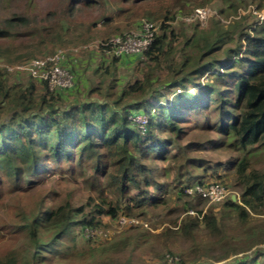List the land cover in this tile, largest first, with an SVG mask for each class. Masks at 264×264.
<instances>
[{"label":"trees","instance_id":"obj_1","mask_svg":"<svg viewBox=\"0 0 264 264\" xmlns=\"http://www.w3.org/2000/svg\"><path fill=\"white\" fill-rule=\"evenodd\" d=\"M184 1L177 0L179 8L173 13L164 0H64L58 12L33 20L32 26L24 15L0 24V39L27 35L41 43L54 39L71 43L67 37L72 33L106 40L122 34L118 26L108 31L106 27L137 16L154 25L160 21L162 32L137 54L142 78L121 87L114 78L105 86L90 79L93 86L88 89L74 75L73 88L51 92L45 82L0 68V193L7 189L11 198L36 192L31 208H16L20 223L15 226L28 236L31 262L43 253H65V240L74 242L77 235L82 243H90L104 231L106 219L120 224L121 219L136 218L143 207L164 205L161 193L167 187L178 186L183 193L195 183L223 185L201 178L207 173L219 178L227 167L240 204L230 196L226 202L237 219L244 222L247 209L264 215V169L256 168L249 156L264 150V17L248 23V17L237 15L238 0H218L210 28L201 30L190 23L191 35L174 48L175 33L166 22L183 14ZM192 1L185 16L211 0ZM263 5L264 0L254 11L260 12ZM218 15L228 23L216 19ZM163 65L167 72L160 78ZM207 72L211 82L206 87L201 78ZM20 75L26 76V83L18 81ZM80 87L88 89L82 99ZM191 87L197 92L188 94ZM168 90H173L172 100L159 101ZM139 115L145 119L143 125L134 119ZM211 151L223 155V160L206 157ZM226 217L223 213L217 219L212 207L198 210L159 237L168 250H177L173 245L181 235L194 239L204 225L217 241L231 240L234 235L224 231ZM262 236L263 229L257 233ZM169 257L182 264L170 251L165 264Z\"/></svg>","mask_w":264,"mask_h":264},{"label":"rangeland","instance_id":"obj_2","mask_svg":"<svg viewBox=\"0 0 264 264\" xmlns=\"http://www.w3.org/2000/svg\"><path fill=\"white\" fill-rule=\"evenodd\" d=\"M238 1L240 3V8L238 9L237 15L248 17V23H252L264 17V5L260 12L254 11L255 6L262 0ZM63 2L64 0H0V24L6 18L12 17L13 15H24L30 19V24L32 26L34 21L38 19L44 20L48 12H58L63 7ZM164 3L173 7L171 9L173 13L179 8L177 0H164ZM192 3V0H185L184 3H181L186 6L183 14L175 15L173 20L166 22L169 28L175 33L173 41L171 40V44L174 48L180 45L185 36L188 37L191 35L189 29L191 27L190 24L183 22L179 18L185 16L186 10L192 7ZM156 5L158 7L163 6L160 2H157ZM219 6L220 2L218 0H211L207 2L203 8L215 9L217 11ZM219 18L221 21H224V23H228V20L226 21L224 17L221 18L218 15L216 19ZM130 19L131 18H129V20H123V18L117 19L114 25H111L108 29L106 27V30L116 29V26H118L119 33L137 30L141 20H145V17L137 16L134 19ZM211 19L205 26L199 29L208 30L212 24L211 22L215 20ZM156 24H158L156 25L158 27L156 32L160 35L162 33L159 29L160 21H157ZM82 29L81 27H77V31ZM74 34L75 33H72L67 37V40L71 42L67 44H65L64 40L58 41L55 39L53 42L50 40L46 43H41L39 38H30V36L27 35H23L19 38H2L0 39V63L18 62L26 58L45 56L52 53L55 49L65 48L64 50L68 51L65 57L66 66L71 69V72L77 77L78 83L80 84V81H82L85 86H88V89L93 86L88 84L90 83V79L94 80L95 85L97 82H101L103 86H105L109 82L108 80L114 78L118 86L121 87L123 84H129L142 78L143 64L138 62L139 59L130 60L126 57L123 59L127 61L126 63L122 60H117V58L112 59L111 55L106 54L100 49H96L92 44L94 41L102 40L101 36H97L93 33L95 34L93 38L88 39L89 35L87 34L81 36ZM166 34H169L168 30ZM83 38H86L85 42L82 41ZM86 43L90 44L91 47L89 49L84 51L82 49L77 53L70 52V49L82 46ZM64 45L68 46L64 47ZM219 71L221 72V69ZM166 72L167 70L163 65L160 78H163ZM105 73L106 75H103ZM209 73L210 72L205 73L201 78L204 85L211 82L208 77ZM17 79L21 83H26L27 81L24 75H20ZM206 87L200 86L198 89H205ZM39 89H41V86H39ZM79 89L80 93L78 94L80 98H85L88 89H83L82 87ZM198 89L191 87L188 94H194ZM42 92L43 90L37 91V93ZM164 95V98H160L159 101L165 102L172 100L174 97L173 90L166 91ZM148 100H150L153 105H158L154 99V101L152 98ZM136 117L142 118L140 115ZM144 120L145 119L142 118L141 123H144ZM205 155L210 160H213V162L223 160V155L217 154L214 151L208 152L207 154L205 153ZM249 156L253 159L256 168L264 169V150L258 149L256 153L251 152ZM227 169L228 170L224 171V175L219 178L210 176L209 173L206 174L208 177L202 179L200 176V178L207 183H223V185L228 187L227 191L229 195L239 197L238 190L233 189V173L230 168L227 167ZM170 180L169 177L165 181L170 182ZM35 194L36 192L31 195L17 194L10 198L8 190L2 189L0 193V264H8L9 262L10 264H99L101 261L106 260H112L115 264H165V255H167L169 251L174 253L175 256L182 261V264H217L215 261L224 257L223 254L228 251L224 246L226 243L219 242L214 236L207 235L204 225H202L201 230L195 233L194 239L193 237L181 235L173 245V248L177 250H168L166 248L161 237H159L166 228H173L176 225L179 226L182 224L185 216L191 215L189 212H197L198 210L205 212L209 207L213 208V212H215V215L218 217L221 214L222 204L227 198L226 197L218 204L209 205L206 200L197 196L187 195L185 191L181 193L178 186H173L167 187V189L161 193L165 201L164 205L158 207H143V209L138 210V216L133 219L134 222H127L126 224L120 225L114 220L106 219L104 231L90 243H82L81 238L77 235L74 242L70 239L65 240V243L68 245V249L65 253H60L58 255L43 253L40 254L42 258H39L36 262H31L29 259L30 241L28 236L22 229L16 227L20 223L16 208L17 206L23 207V205H27L31 208L34 203ZM8 197L9 201L7 199ZM199 217H201V215H199ZM238 222L234 220L225 221V233L233 230L236 231V229L239 228ZM125 238H128V241L123 243ZM112 243L114 247L110 248ZM247 258L249 260L252 257L249 258L247 255L231 257L229 258L230 261L228 260L221 264H237L247 260ZM169 259L171 260L168 264H180L176 258L172 259L169 257ZM258 264H264V257L259 259Z\"/></svg>","mask_w":264,"mask_h":264},{"label":"built area","instance_id":"obj_3","mask_svg":"<svg viewBox=\"0 0 264 264\" xmlns=\"http://www.w3.org/2000/svg\"><path fill=\"white\" fill-rule=\"evenodd\" d=\"M217 16L215 9L198 7L194 11L183 16L181 19L188 24L196 23L203 27L211 18ZM263 19V17H261ZM158 27L147 20H141L139 28L134 31L125 32L112 36L106 40H97L92 43L96 49L104 51L106 54L121 58L128 55H137L146 51L154 41ZM92 45V46H93ZM90 44L70 49V52L77 53L82 49L90 48ZM68 51L64 49L57 50L54 54L43 58H32L21 63L4 64L0 63V68H5L8 72L16 74H25L37 81L45 82L49 91L69 90L75 86V77L71 70L65 64V57ZM140 125L142 118H134ZM145 122V120L143 121ZM185 193L190 196H197L207 201L209 205L222 202L229 196L227 189L221 184L199 185L185 188ZM191 215L194 212H189ZM188 213V214H189ZM134 222V220L121 219L120 224ZM93 235L91 234V237ZM98 235L93 236L96 238Z\"/></svg>","mask_w":264,"mask_h":264},{"label":"crops","instance_id":"obj_4","mask_svg":"<svg viewBox=\"0 0 264 264\" xmlns=\"http://www.w3.org/2000/svg\"><path fill=\"white\" fill-rule=\"evenodd\" d=\"M128 58L130 60L131 59L136 60L137 55H132ZM122 61H124L125 63L127 62L125 60H122ZM80 83L81 85H83L82 81H80ZM229 196L231 199L232 195H229ZM232 202L240 204L239 197L235 196V200ZM221 209H222L221 214L224 213L227 215L226 217L227 222L232 221V220H234L235 222L239 221V219H237L236 213L227 205L226 201L223 202ZM247 211H248V217L246 218L244 222H240V221L238 222L239 228H237L236 231L233 230L231 232L226 233V235L228 234V236H230L229 234H233L234 238L230 240L229 237H227L221 241L223 243H226L224 246H225V249H228V251L225 252V254H223L224 257H221V259H219L218 261H215L217 264H221L225 261H228L229 258L231 257H239V256H246V255L249 258L251 257L252 258L249 260L247 258V260L242 261L237 264H258L259 259L264 257V236L260 238L257 237L258 231L262 229L264 230V215L255 214L251 212L249 209H247ZM259 225L261 226L259 227Z\"/></svg>","mask_w":264,"mask_h":264},{"label":"water","instance_id":"obj_5","mask_svg":"<svg viewBox=\"0 0 264 264\" xmlns=\"http://www.w3.org/2000/svg\"><path fill=\"white\" fill-rule=\"evenodd\" d=\"M231 200H232V201L235 200V196H234V195L231 196Z\"/></svg>","mask_w":264,"mask_h":264}]
</instances>
